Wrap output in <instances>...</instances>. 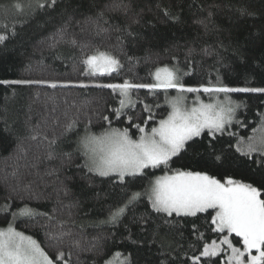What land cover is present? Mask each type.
<instances>
[{"label": "trees", "instance_id": "trees-1", "mask_svg": "<svg viewBox=\"0 0 264 264\" xmlns=\"http://www.w3.org/2000/svg\"><path fill=\"white\" fill-rule=\"evenodd\" d=\"M0 35V228L31 236L55 264H224L200 255L227 232L214 230V209L169 216L147 192L175 170L264 185V151H238L264 126V92L228 93L237 108L222 132L144 174L91 171L81 138L128 129L139 139L134 125L167 118L175 89H133L121 108L119 91L98 86L151 84L157 68L186 87L264 88V0H0ZM97 50L118 68L90 72L83 61Z\"/></svg>", "mask_w": 264, "mask_h": 264}, {"label": "snow or ice", "instance_id": "snow-or-ice-1", "mask_svg": "<svg viewBox=\"0 0 264 264\" xmlns=\"http://www.w3.org/2000/svg\"><path fill=\"white\" fill-rule=\"evenodd\" d=\"M55 4L56 0H50ZM19 7V5H17ZM7 37L0 35V42ZM92 73H110L120 65V61L108 52L97 50L83 61ZM155 83H131L98 85L119 91L125 99L120 100L121 108L126 100L131 103L129 93L133 89L147 88L176 89L179 93H199L201 90L210 95L231 92H264V88L186 87L180 82L177 71L168 67L157 68ZM7 83V82H5ZM18 84L43 83L41 81H13ZM52 87H56L53 83ZM183 95L173 97L172 111L166 119L159 121L157 127L146 131L139 124L134 125L140 132L139 139H132L129 130L112 129L101 136H86L82 144L89 155L90 170L101 176L112 173L123 179L126 175L144 174L145 169L167 168L174 156H177L189 141L201 136L207 129L211 134L222 132L231 122L234 106L230 100L221 103H203L191 108L183 104ZM147 108V105L145 106ZM119 114L120 109L115 110ZM152 117L149 116V119ZM107 119V117H105ZM131 119V118H129ZM70 127V126H69ZM257 143H249L238 148L245 155L264 151V136ZM133 194L132 200L139 197ZM148 198L157 212L180 215H196L198 212L215 210L212 224L215 231L230 235L235 233L241 238L242 248L233 246L228 235L219 244L213 241L206 244L201 256L211 257L222 251L220 245L231 249L228 257L230 264H264V185L256 187L251 183L228 178L223 182L215 176L201 171L175 170L171 175L157 177L151 185ZM129 201V203L132 202ZM127 205L112 213L117 219L126 210ZM21 215H31L32 210L23 209ZM255 250L256 254H253ZM64 253H59L63 259ZM200 256L194 257L199 261ZM0 264H55L52 258L30 236L17 231L12 226L0 229Z\"/></svg>", "mask_w": 264, "mask_h": 264}, {"label": "rangeland", "instance_id": "rangeland-1", "mask_svg": "<svg viewBox=\"0 0 264 264\" xmlns=\"http://www.w3.org/2000/svg\"><path fill=\"white\" fill-rule=\"evenodd\" d=\"M118 68V67H117ZM116 68V69H117ZM97 73H99V72H97ZM154 82L153 83H155V79L153 80ZM168 90V89H167ZM175 93H173V94H170L169 95V97L167 98V100H166V102L168 103V105L170 106V112H169V114L171 113V111H172V107H171V100H172V98L173 97H176V96H178V95H183V97H184V100H183V104L187 107V108H191V107H193V106H196V105H198L200 102H203V103H205V104H207V103H221V102H224L225 100H230L231 102H232V104H233V106H234V112H233V114H232V119H231V122H232V120H233V117H234V114H235V112H236V108H237V103L235 102V100H233L232 98H231V96L229 95V94H227V97L225 96V94L224 93H218V94H213V95H210V94H208V93H205L206 94V98H205V95H204V92L201 90L199 93H188V92H185V93H183V94H181V93H179L176 89H175ZM129 97H130V99H131V103H129L128 102V100H126V103H125V107H129V106H132L133 105V99H132V93H131V91H130V93H129ZM123 99H125L124 97H123ZM166 119V118H165ZM230 122V123H231ZM229 123V124H230ZM159 124V123H158ZM228 125V124H227ZM226 125V126H227ZM158 126V125H157ZM226 126H225V128H226ZM224 128V129H225ZM207 129H205L204 131H206ZM204 131L202 132V133H204ZM260 133H258L257 135H255L254 137H253V139L249 142V143H254V142H256L257 143V145L259 146V144H258V141H259V139L262 137V136H264V126L260 129V131H259ZM104 134V133H103ZM102 134H100V135H95V134H85V135H83V137L81 138V140H83L86 136H101ZM133 139V138H132ZM248 143V142H247ZM248 143V144H249ZM81 147H82V149H83V151H85V153H86V149L84 148V146H83V144H82V141H81ZM87 155V154H86ZM87 161L89 162V155H87ZM90 165V164H89ZM112 174H115L116 175V173H112ZM127 176V175H126ZM155 181V180H154ZM153 181V182H154ZM150 189H151V187H150ZM149 192H150V190L147 192V195L149 194ZM8 227H6V228H0V229H3V230H6ZM232 234H235V233H232ZM232 234H228L227 232L224 234V236L225 235H228V238L231 240V242H232V244H233V246H235V247H237V248H242V241H241V238H240V241H241V245H238L237 243H236V240L233 238V235ZM223 236V237H224ZM31 237V236H30ZM223 237L221 238V239H223ZM220 239V240H221ZM220 240L219 241H217V240H215L216 241V243L217 244H219V242H220ZM212 243V242H211ZM211 243H209V245L211 244ZM39 244V243H38ZM40 246V245H39ZM41 247V246H40ZM220 247H221V249H222V251H220L219 252V254L221 253V254H223V256L225 257V261H224V264H230V262H228V257L231 255V249H229L228 247H227V245H220ZM253 254L255 255L256 254V252H255V250H253ZM113 264V263H112Z\"/></svg>", "mask_w": 264, "mask_h": 264}]
</instances>
